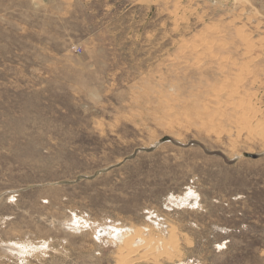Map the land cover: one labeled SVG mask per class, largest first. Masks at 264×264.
<instances>
[{
  "label": "rangeland",
  "instance_id": "374dc122",
  "mask_svg": "<svg viewBox=\"0 0 264 264\" xmlns=\"http://www.w3.org/2000/svg\"><path fill=\"white\" fill-rule=\"evenodd\" d=\"M0 264H264V0H0Z\"/></svg>",
  "mask_w": 264,
  "mask_h": 264
},
{
  "label": "bare ground",
  "instance_id": "6f19581e",
  "mask_svg": "<svg viewBox=\"0 0 264 264\" xmlns=\"http://www.w3.org/2000/svg\"><path fill=\"white\" fill-rule=\"evenodd\" d=\"M241 76V75H240ZM232 81V80H231ZM226 82V81H225ZM238 85V84H237ZM233 96V95H232ZM239 105H237V107H238ZM241 106H242V104H241ZM201 108H202V106H201ZM238 108H240V107H238ZM243 110V109H242ZM244 111V110H243ZM247 112V111H246ZM207 113V112H206ZM249 112H247V115H245V116H243V121H245L247 124H250L253 120H254V118H253V115H252V113H250V114H248ZM239 117H241V116H239ZM241 120V119H240ZM242 121V120H241ZM240 123V122H239ZM253 123V122H252ZM244 124V123H243ZM246 124V125H247ZM191 197H192V195H191ZM187 198V197H186ZM173 236V235H172ZM136 237H139V236H136ZM172 239H174V238H172ZM127 240V239H126ZM133 241V242H132ZM149 242V241H148ZM174 242H175V240H174ZM130 243H134V237L133 236H131L130 238H128V240L126 241V247H127V249H129V250H131L130 252H133V254H134V252L136 253V249H134V248H132V244H130ZM146 245V244H145ZM138 248V247H137ZM123 249V248H122ZM127 254V253H126ZM132 254V253H131ZM130 254V255H131ZM122 255V254H121ZM129 256V255H128ZM128 256H126V257H128ZM124 257V256H123ZM127 259V258H126ZM125 260V259H124ZM124 263V262H123Z\"/></svg>",
  "mask_w": 264,
  "mask_h": 264
}]
</instances>
